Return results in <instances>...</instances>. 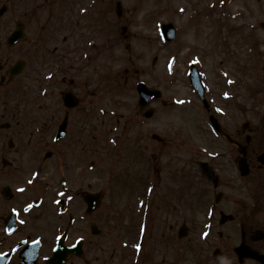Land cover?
<instances>
[{
	"label": "flooded vegetation",
	"instance_id": "obj_1",
	"mask_svg": "<svg viewBox=\"0 0 264 264\" xmlns=\"http://www.w3.org/2000/svg\"><path fill=\"white\" fill-rule=\"evenodd\" d=\"M135 9L136 0H0V264H264L235 250L264 255V164L258 161L264 153V64L244 88L240 127L227 100L211 96L216 118L246 146L248 174L239 173L238 152L228 144L225 153L180 160V171L196 168L201 184L187 196L183 186L164 194L166 232L153 227L159 208L150 214L144 202V252L132 247L131 224L121 229L122 216L136 215L135 208L115 200L111 213L101 209L107 188L90 178L87 160L105 140V114L121 108L118 50L134 37ZM13 33L16 41L9 44ZM130 77L125 69L123 82ZM195 120L190 129L181 111L182 142L187 131L192 143L215 133L207 114ZM140 124L124 122L123 134L134 136ZM135 136L153 139L144 124ZM86 192L102 194L92 212ZM182 225L186 237L179 235ZM111 236L117 242L107 250L103 242ZM186 239L195 241L194 253H186Z\"/></svg>",
	"mask_w": 264,
	"mask_h": 264
},
{
	"label": "rangeland",
	"instance_id": "obj_2",
	"mask_svg": "<svg viewBox=\"0 0 264 264\" xmlns=\"http://www.w3.org/2000/svg\"><path fill=\"white\" fill-rule=\"evenodd\" d=\"M217 1L137 0L136 2V15L134 18L136 25L131 30L134 37L129 39L131 44L129 54L128 49H124L123 46L121 50H118L120 55L119 66H121V94L119 95L121 108L116 117L122 115L125 121H130L134 118L137 121L139 116H136L135 112L138 108L137 95L134 89L136 81L142 80L149 86L157 85L162 89L163 98L164 94L167 100L169 98L170 107L166 108V114L159 112L153 119L147 120L151 126L144 124V127L148 135L152 132L163 133L166 130L170 140L165 145H160L156 141L150 143L154 149L151 156L149 155L150 150L146 149L145 163L140 156H136L135 160H131V157L120 146L116 149V152V146H111L110 143L106 144L108 142L107 136L110 132L109 127L106 125L105 140L98 145L97 156L90 154L88 157L87 161L89 163L91 161L98 163L96 169L89 170V176L91 179L98 180V182L103 181L107 188L106 192L109 190V199L111 201L118 199L121 202L118 203L120 207L125 202L136 204L139 198L136 199V195L131 196L130 193L126 194L122 189H117V180L120 179L121 183L128 185V188H130L132 185L131 181L135 182V176L132 171H135L136 175V171H142L144 165L147 169L151 164L156 166L164 159H167L168 162H165L166 166L163 170L168 168L171 171L176 168H173L177 164L176 158L178 159L184 153L181 146L184 143H181L176 132L180 129L182 123L180 108L177 107L175 99L181 95L189 97L190 91L188 84H185L183 76L187 72L190 59L197 58L199 60L198 68L205 81L210 88H217L215 90L218 91L227 89L226 85H223L222 79H227L231 82L236 81L239 85L243 80V71L247 67L246 63H249L248 67L252 68L249 72V77L257 76L258 72L261 76V67L264 64V31L258 27V24L264 21L261 20L264 19V0H219L223 1L224 5L217 3ZM166 21H172L179 30L175 42H171L168 46L163 43L159 29L160 23ZM245 25L251 27L247 28ZM254 31L260 32L259 35L261 37L258 36V38L263 45H257V35ZM125 42H128V39L123 41V44ZM153 58H156L154 65L152 64ZM124 69L130 72L131 77L128 81L123 82ZM134 70H137L138 75H133ZM163 76L167 77L168 85L164 83ZM134 78L136 79L133 80ZM232 90L236 92L240 91L241 88L232 86ZM230 99L232 108H234L236 98L233 96ZM184 107L191 110L193 105ZM186 117L188 119L191 118L189 114H186ZM255 118L252 120L257 123ZM188 125H190L189 122ZM146 141L149 144L147 139ZM118 142L121 143V138H118ZM202 143L210 148L217 147L214 140L208 136ZM145 145L147 144L145 143ZM160 154H164V156H160ZM125 168L129 169V171L127 172ZM152 169L154 170L155 167H152ZM116 170L120 171L121 178L116 176V173H118ZM121 172L124 174L122 175ZM193 174L195 176V173ZM124 176L128 177L125 178ZM153 177H156V182L160 179L158 186L155 185L157 188H153V199L156 201L155 197L158 192L165 190L161 185L166 184V178L163 171L160 173L153 172ZM195 178L197 177L195 176ZM137 186L139 187L138 184ZM119 192L121 193L119 194ZM140 198L144 200L145 196ZM112 205L113 203H105L103 200L101 209L111 213L112 207L108 206ZM153 209L155 210V204L151 208L150 214L154 212ZM140 211L138 214H140ZM110 217L111 215H109ZM124 217L126 220L130 218L129 216ZM163 217L164 214H161L157 220H154L153 227H161L166 232L161 222ZM121 224L124 225L125 229L127 226L126 222L123 220ZM135 228L136 225H134V230ZM134 230L132 228L130 234L133 235L128 234V236L134 238ZM148 231L147 222L142 248H144L146 243ZM107 239L117 242L115 237H107ZM185 242L186 246L195 244V241L188 242L187 239ZM110 245L111 243L104 240V247H109ZM105 249L108 250L110 248Z\"/></svg>",
	"mask_w": 264,
	"mask_h": 264
},
{
	"label": "water",
	"instance_id": "obj_3",
	"mask_svg": "<svg viewBox=\"0 0 264 264\" xmlns=\"http://www.w3.org/2000/svg\"><path fill=\"white\" fill-rule=\"evenodd\" d=\"M162 30H163V34L165 35L166 38H174V29L171 23L168 24H163L162 25ZM190 75H191V80L193 83H198V76H197V72L195 70V68L192 66L191 70H190ZM192 83V84H193ZM138 91L140 92V102L142 99H145L147 95H149L150 97H156V95H158V92H156L155 90H150L148 88H146L142 83L138 84ZM150 112V111H149ZM219 131H221L220 129H218ZM226 137L228 138V140L230 141L231 138L228 137L226 135ZM239 168L242 170L243 173L247 172V167L246 164L244 163V160H240L239 162ZM86 201L89 205V209H93L99 201L98 195H88L86 196ZM252 257H256L259 258L257 255L251 253L249 254Z\"/></svg>",
	"mask_w": 264,
	"mask_h": 264
},
{
	"label": "snow or ice",
	"instance_id": "obj_4",
	"mask_svg": "<svg viewBox=\"0 0 264 264\" xmlns=\"http://www.w3.org/2000/svg\"><path fill=\"white\" fill-rule=\"evenodd\" d=\"M205 235H207V233H205Z\"/></svg>",
	"mask_w": 264,
	"mask_h": 264
}]
</instances>
